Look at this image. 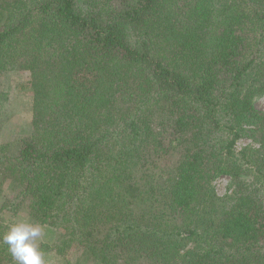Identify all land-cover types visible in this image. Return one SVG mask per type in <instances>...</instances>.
I'll return each mask as SVG.
<instances>
[{"label":"trees","instance_id":"16d2710c","mask_svg":"<svg viewBox=\"0 0 264 264\" xmlns=\"http://www.w3.org/2000/svg\"><path fill=\"white\" fill-rule=\"evenodd\" d=\"M13 71L31 132L0 144V207L55 230L44 259L264 264V0H2L0 131Z\"/></svg>","mask_w":264,"mask_h":264},{"label":"rangeland","instance_id":"374dc122","mask_svg":"<svg viewBox=\"0 0 264 264\" xmlns=\"http://www.w3.org/2000/svg\"><path fill=\"white\" fill-rule=\"evenodd\" d=\"M2 1V0H0ZM28 74L20 71L10 72L2 77V86L10 94V102L7 109L11 113L10 120L6 123L4 128L0 131V144L7 145L8 152H14L16 143L23 137L30 135L31 132V102L32 98L29 94H23L19 91V86L27 80ZM255 106L258 110L264 112V96L259 97L255 101ZM254 146V143L249 140H239L236 147ZM236 148V149H237ZM11 154V153H10ZM215 189L220 197L227 196L232 193L233 185L231 179L227 176L220 177L215 181ZM18 192V185L16 182L0 173V205L2 198L14 199ZM19 222H27L33 225H38L28 217V211L24 208L20 213L13 218L6 212H1L0 207V233L6 232L8 228ZM42 228L43 235L37 238L46 243L54 240L56 232L49 226L39 225ZM46 264H95L88 260L81 253H76L68 258H61L58 256H48L45 259ZM2 264H10L8 262Z\"/></svg>","mask_w":264,"mask_h":264},{"label":"clouds","instance_id":"9594fccd","mask_svg":"<svg viewBox=\"0 0 264 264\" xmlns=\"http://www.w3.org/2000/svg\"><path fill=\"white\" fill-rule=\"evenodd\" d=\"M42 235L39 225L14 223L0 235V244L7 245V250L16 264H46L44 254L36 243L37 238Z\"/></svg>","mask_w":264,"mask_h":264},{"label":"built area","instance_id":"2783aa9c","mask_svg":"<svg viewBox=\"0 0 264 264\" xmlns=\"http://www.w3.org/2000/svg\"><path fill=\"white\" fill-rule=\"evenodd\" d=\"M244 146H246V145H244ZM236 148H237V147H236ZM242 148H243V147H242ZM242 148H241V147H238L237 150L239 151V150H241Z\"/></svg>","mask_w":264,"mask_h":264}]
</instances>
